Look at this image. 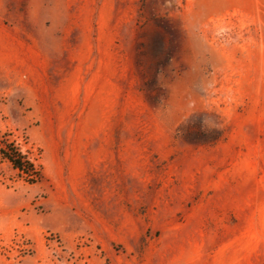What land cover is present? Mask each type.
Returning a JSON list of instances; mask_svg holds the SVG:
<instances>
[{"label":"rangeland","instance_id":"374dc122","mask_svg":"<svg viewBox=\"0 0 264 264\" xmlns=\"http://www.w3.org/2000/svg\"><path fill=\"white\" fill-rule=\"evenodd\" d=\"M0 264H264V0H0Z\"/></svg>","mask_w":264,"mask_h":264},{"label":"trees","instance_id":"16d2710c","mask_svg":"<svg viewBox=\"0 0 264 264\" xmlns=\"http://www.w3.org/2000/svg\"><path fill=\"white\" fill-rule=\"evenodd\" d=\"M0 160L9 165L17 178L28 184L38 183L42 179L40 167L9 139L7 133L0 134Z\"/></svg>","mask_w":264,"mask_h":264}]
</instances>
